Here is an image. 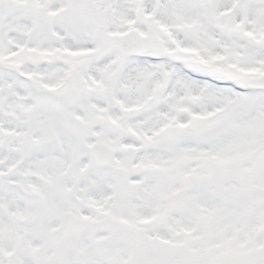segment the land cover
I'll use <instances>...</instances> for the list:
<instances>
[{
	"label": "snow or ice",
	"instance_id": "1",
	"mask_svg": "<svg viewBox=\"0 0 264 264\" xmlns=\"http://www.w3.org/2000/svg\"><path fill=\"white\" fill-rule=\"evenodd\" d=\"M0 264H264V0H0Z\"/></svg>",
	"mask_w": 264,
	"mask_h": 264
}]
</instances>
